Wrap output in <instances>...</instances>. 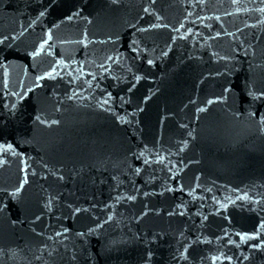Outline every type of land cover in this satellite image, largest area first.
Returning <instances> with one entry per match:
<instances>
[{
	"label": "water",
	"instance_id": "obj_1",
	"mask_svg": "<svg viewBox=\"0 0 264 264\" xmlns=\"http://www.w3.org/2000/svg\"><path fill=\"white\" fill-rule=\"evenodd\" d=\"M262 64L264 0H0V264Z\"/></svg>",
	"mask_w": 264,
	"mask_h": 264
},
{
	"label": "snow or ice",
	"instance_id": "obj_2",
	"mask_svg": "<svg viewBox=\"0 0 264 264\" xmlns=\"http://www.w3.org/2000/svg\"><path fill=\"white\" fill-rule=\"evenodd\" d=\"M145 11H147V9H145ZM44 13L43 12H41L40 13V15H43ZM36 53H32V55H35ZM149 63H151V61H149ZM38 79H39V77H38ZM228 91V89H225V92H227ZM250 95H253V98L255 99V98H257V96L255 95V94H252V93H250ZM259 96H264V92H260L259 93ZM214 101H212V100H209L208 101V103H213ZM11 147H12V145L11 144H8L7 146H0V148H2L3 150H5V151H7L8 149H11ZM24 183H26V181H21V187L23 186V184ZM20 191V188H17L16 189V192H19ZM130 199H131V197H130ZM76 211H79V209H77ZM244 237H242V239H243ZM257 247H258V245H257Z\"/></svg>",
	"mask_w": 264,
	"mask_h": 264
}]
</instances>
